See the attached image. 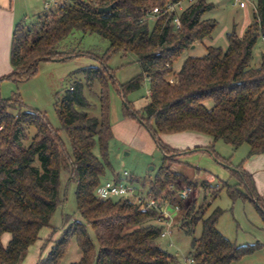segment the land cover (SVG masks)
<instances>
[{"label": "trees", "instance_id": "trees-1", "mask_svg": "<svg viewBox=\"0 0 264 264\" xmlns=\"http://www.w3.org/2000/svg\"><path fill=\"white\" fill-rule=\"evenodd\" d=\"M179 1L183 0H68L55 12H44L30 26H14L11 71L0 82L26 81L37 72L40 61L70 58L71 53L60 51L59 44L74 32L98 35L109 43V49L99 66L80 70L83 82H73L61 95L56 108L59 130L53 129L41 112L21 111L19 96L0 98V264H21L44 228L51 232L45 243L52 245L37 264H60L72 238L81 258L71 264L170 263L157 244L163 229L156 224V211L143 210L131 198L102 201L94 195L105 174L112 138L107 93L112 75L106 60L114 53L136 57L140 72L117 87L123 114L145 126L163 156L147 195L160 202L174 198L177 182H185L171 171L178 149L163 143L164 135L193 133L234 149L247 144L249 157L264 154V55L258 66L252 65L253 49L264 33V0H257L251 23L241 36L234 30L226 34L225 50L207 46L202 56L185 57L174 70L184 52L210 39L216 27L215 20L203 18L213 9L207 0L189 4L179 16L177 30L171 15L153 20L150 26L148 12L152 8ZM110 5L109 11L98 12ZM144 79L149 83V97L138 112L125 97L137 91ZM94 85L99 87V117L88 114L90 104L83 94L84 86ZM29 129L34 135L26 143ZM59 131L69 141L70 155ZM96 146L100 158L94 154ZM64 169L68 182L75 184L79 219L65 217L59 237L51 241L56 229L49 222L62 202L59 178ZM230 172L236 182L233 189L228 187L231 199L253 202L264 216V200L256 193L252 176L241 165ZM130 179L126 178L132 184ZM217 195L212 194L214 198ZM190 208L179 227L189 234L201 222L200 237L191 244L192 264H232L261 248L258 244L237 246L222 236L216 228L220 209L204 218L208 207L200 215L192 214ZM5 234L9 239L4 245Z\"/></svg>", "mask_w": 264, "mask_h": 264}, {"label": "rangeland", "instance_id": "rangeland-1", "mask_svg": "<svg viewBox=\"0 0 264 264\" xmlns=\"http://www.w3.org/2000/svg\"><path fill=\"white\" fill-rule=\"evenodd\" d=\"M64 1L68 0H15L17 15L15 25L30 26L44 12H55L58 4ZM252 1L254 4L257 2V0ZM46 2L49 3L50 10H45ZM207 2L213 4V9L206 12L203 18L215 20V30L210 39H205L202 43L195 44L194 48L187 49L174 66V70L180 67L185 57L202 56L207 46L225 50L227 47L226 34L234 30L237 35L241 36L251 23L253 6L249 5L246 9L241 10L233 5V0H207ZM148 21L151 26L153 20ZM108 49L109 43L98 35L74 32L59 44L60 51L71 53L70 58L62 61H40L37 72L26 81L2 80L0 82V98L9 99L19 96L22 103L21 111L37 110L46 117L53 129L59 130L61 124L56 108L61 95L73 82L82 81L81 69L99 66L100 59L104 58ZM262 55H264V41L259 37L253 49L252 65L254 67L259 65ZM106 65L112 75L107 88L108 116L112 138L108 143L107 165L102 181L114 180L115 177L121 178L126 172V178L133 180L132 185L135 189L142 188L147 191L150 181H153L162 165L163 156L145 126L137 120L124 116L123 101L117 91L118 85L124 84L136 76L140 72V68L136 57L124 52L110 55L106 60ZM83 94L90 104L86 110L88 114L99 117V87L96 85L90 88L84 86ZM148 97L149 83L144 79L141 87L137 91L127 94L125 99L134 110L139 112L148 102ZM211 104L212 102L209 101L206 106L209 107ZM12 113L15 114V111ZM33 135V129L26 130V143L30 142ZM59 135L64 143L65 151L70 155V144L65 133L59 131ZM161 140L172 148H180L175 155L177 163L171 165V169L173 172L190 178L185 179V182L182 183L177 182L175 189H191L190 195L184 202H177L171 196L165 198L171 200L166 211L170 214L171 219H175V223L171 227L172 234L168 236L169 238H159L157 244L170 257L169 264H190L192 241L200 237L201 222L197 223L189 234L179 227V223L186 213L184 209L190 207L191 213L197 215H200L208 207L203 215L204 218L213 210L220 209L222 214L217 220L216 228L222 236L237 246L261 245V248L255 252L245 255L232 264H264V216L253 202L239 197L233 200L228 192V187L233 189L236 183L231 176L230 169L241 165L246 171L245 166L248 165L250 159L248 156L249 146L242 144L234 149L218 140L211 141L209 148L200 149L196 146L198 141L194 140L190 143L187 137L178 134L164 135ZM94 154L100 158L97 146L94 148ZM256 161L253 165L256 171L253 170V173L249 174L252 176L256 193L264 200V163L261 159ZM68 177L67 170L64 169L60 172L59 190L62 202L49 222L50 227L56 229L53 235L51 234V241L59 237L65 217H68L69 221L79 219L74 197L75 184L68 182ZM225 184L227 186H224ZM235 188L242 193L245 192L242 187ZM261 189H263L262 194H260ZM216 192L218 195L214 198L212 194ZM193 202H195L194 205ZM175 203L179 206L178 213L174 209L175 205L173 204ZM50 233L49 228L41 230L39 240L28 249L21 264H37L46 255L52 245V243H45ZM88 233L93 237L92 230L89 229ZM8 239L7 234L2 236L4 245ZM80 258V251L75 239L72 238L60 264L75 263Z\"/></svg>", "mask_w": 264, "mask_h": 264}, {"label": "built area", "instance_id": "built-area-1", "mask_svg": "<svg viewBox=\"0 0 264 264\" xmlns=\"http://www.w3.org/2000/svg\"><path fill=\"white\" fill-rule=\"evenodd\" d=\"M194 0H183L176 3H168L162 7H155L148 12V18L150 20H156L162 16H172V22L174 25V29H179L180 14L186 9V7L193 3ZM233 5L237 8L244 10L249 5L253 6L255 9L254 2L252 0H233ZM45 10H50L49 3H45ZM264 41V33L261 34L260 37ZM172 83V79L169 80ZM126 172L123 173V176L119 178L118 181L115 180H106L102 181L95 189L94 195L96 198L102 201H106L109 199L118 200V199H133L137 204H140L145 211L153 210L157 212L156 216V224L160 226L163 230L160 234V238H167L171 234L172 222L170 218V214L166 211V207L169 206L171 200H162L157 201L150 195H147V192L142 190L141 188L135 189L131 183H128L126 180ZM191 189L184 188L178 189L174 198L177 202H184L188 196L190 195ZM175 211L179 210V206L175 203L173 204ZM189 263L192 264V260H189Z\"/></svg>", "mask_w": 264, "mask_h": 264}, {"label": "crops", "instance_id": "crops-1", "mask_svg": "<svg viewBox=\"0 0 264 264\" xmlns=\"http://www.w3.org/2000/svg\"><path fill=\"white\" fill-rule=\"evenodd\" d=\"M59 5L60 4H58V6ZM15 7H16L15 6V0H0V78L2 76L9 74L11 71V66L9 63V49H10V40H11L12 30L15 26L16 17H17ZM178 135H180L182 137H187V140H189L190 143L194 140L198 141V144H200V145L197 144L196 146L200 147V149L209 148L211 141H212L209 137H206L203 135H198V134H193V133H188V134L187 133H181ZM185 135H190V136H185ZM162 138H163V136H162ZM177 149H180V148H177ZM263 155L264 154L255 155V156L250 157L248 165L245 166V169L248 173H251V172L253 173V170H254V172L256 171V169H254L255 167H253V165L257 162L256 161L257 159L258 160L261 159V161L264 163ZM171 171L173 172L172 169H171ZM174 173H176V172H174ZM178 174L181 175L184 179H190V178H188V177H186L180 173H178ZM178 182L182 183L181 181H178ZM262 190L263 189H261L260 194H262V192H263ZM194 203L195 202H193L192 204H194ZM187 209L188 208H185L184 212H186ZM176 213H178V212H176ZM174 220L175 219H171L172 224L175 223ZM171 234H172V232H171ZM31 247L32 246H30L29 249ZM32 254H33V252H32Z\"/></svg>", "mask_w": 264, "mask_h": 264}, {"label": "water", "instance_id": "water-1", "mask_svg": "<svg viewBox=\"0 0 264 264\" xmlns=\"http://www.w3.org/2000/svg\"><path fill=\"white\" fill-rule=\"evenodd\" d=\"M112 8V5L108 6V7H105V8H100L98 10L99 13H105L107 11H109L110 9ZM191 48H194V45L191 46Z\"/></svg>", "mask_w": 264, "mask_h": 264}]
</instances>
